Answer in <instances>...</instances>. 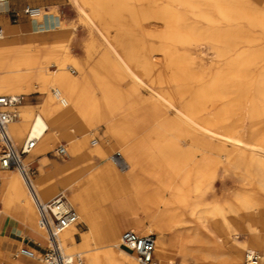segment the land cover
<instances>
[{
	"label": "bare ground",
	"instance_id": "1",
	"mask_svg": "<svg viewBox=\"0 0 264 264\" xmlns=\"http://www.w3.org/2000/svg\"><path fill=\"white\" fill-rule=\"evenodd\" d=\"M69 1L84 16L91 43L103 47L100 61L92 69V74L103 79L101 102L89 95L81 96L78 83L72 81L60 64L55 63L62 53L69 57L68 48L60 44L49 45L41 40L50 35L56 40L68 37L55 13L58 5L45 7V2L35 0L39 3L40 13L32 18L40 28L36 31L31 27L20 30L25 35L24 45L19 44V31H7L0 22L3 30L0 38V95L47 93L41 111L34 116L28 129L22 116L19 124L12 120L6 126L8 135L17 144L25 136L24 141L27 137H38L36 147L22 158L24 168L28 171L25 163L47 153L50 142L61 136L68 139L72 152L77 155L68 163H57V168L49 175L31 177L28 174L32 188L26 185L20 172H12L6 177L7 172L0 170V200L3 203L0 218L9 215V208L15 202L36 217L35 195L44 201L54 196L61 186L67 202L89 227L75 245L68 243L77 230L74 224L57 234L64 264H137L130 259L134 253L119 246L118 233L114 241L104 245L96 224L104 217L101 208L122 193L128 177L140 170V152L134 143L122 147L119 153L126 161L125 170L111 161L120 171H128L127 175H120L109 161L96 168L95 164L87 161L90 153L102 157L106 155V149L97 139H92L89 141L94 148L84 152L87 146L84 127L78 131L82 137L62 127L63 121H73L76 117L94 116L97 123L105 127L104 138L116 139L119 147L139 133L144 138H151L152 148L159 152H172L179 147L163 144L167 135L182 141L183 152H230L226 166L237 172L242 182L255 183L257 189L264 193V46L257 37L248 38L244 33L242 23L248 16L244 15L248 0ZM258 2L264 5V0ZM6 3H0L1 10ZM249 20L260 21L264 25V17L257 14ZM43 22L50 29L42 30ZM9 34H13V38ZM94 45L89 46V55ZM198 45L214 53L216 68H209L207 73L191 59V47ZM50 60L56 67L51 70L53 73L46 72ZM247 67L254 71L249 73ZM84 76H88V71ZM233 76L244 77L243 82L247 79L251 84L254 94L248 95L247 101L254 97L260 102V105L248 103L247 110L241 114V122L230 118L231 106L225 98L232 80L229 77ZM51 87L53 90L49 94ZM163 163L167 167L179 164L171 156ZM85 168L88 176H84ZM210 168V160L205 159L194 178V193H198V186L217 179ZM183 177L181 183L186 184L190 177L188 174ZM178 193L184 200L185 192ZM207 193L199 191L200 197L197 195L188 205L184 200L186 211L199 221H218L224 233L222 239L243 250L245 260L256 258L257 264H264V197L235 192L231 199L224 197L218 200L211 194L208 197ZM238 218L244 222L242 226L236 223ZM134 219L136 227L130 229L140 234H153V229L142 227L141 220L135 216ZM114 222L117 226L116 217ZM21 224L25 225L24 222ZM39 226L43 233L45 228L40 222ZM170 227L160 224L157 230L162 234V230ZM244 232L248 234L247 241L239 239ZM46 240L48 245L47 234ZM91 245L94 247L90 248ZM186 254L180 247L168 245V238L164 236H159L154 242V257L158 260L155 264H185ZM167 255L170 260H167ZM31 259L45 264L35 253ZM2 261L17 264L9 256H0V264Z\"/></svg>",
	"mask_w": 264,
	"mask_h": 264
},
{
	"label": "rangeland",
	"instance_id": "2",
	"mask_svg": "<svg viewBox=\"0 0 264 264\" xmlns=\"http://www.w3.org/2000/svg\"><path fill=\"white\" fill-rule=\"evenodd\" d=\"M39 1L46 2V0H39ZM248 1L249 2L244 12V15H248V16L245 17V19L243 20L244 22L242 23L244 27V33H246V37L248 38L257 37L261 45L264 46V25H261L260 21L259 22L258 21L251 22L250 20L248 21L249 17H255L256 14L260 16V18L264 17V5H261L258 2V0H248ZM25 2L26 0H23L21 2L16 3L15 5L13 3H8L7 8L5 10L0 9V14L4 13L5 11H10L12 8H14L15 10L17 9L18 6H20L21 3H25ZM257 3L259 5H255ZM48 4L58 5L56 9L57 11L55 13L58 15L57 18L59 19V23L62 24V26L64 27L63 30L68 36L66 39L56 40L54 44L56 45L60 44L63 48L66 49L68 48L69 57H67L62 53L57 57L56 59L57 62L55 63L60 64V66L67 71L72 81H76L78 83L77 87L79 89V93L81 96L89 95L92 96L94 99L100 101L103 95V89H102L104 87L102 81L103 79L92 74V71L95 69L94 68L95 65H97L98 62L100 61V52L103 47L100 44L94 45V43H91L92 39L89 34V29L84 23V16H82L79 13V10L76 5L72 4L69 0H56L54 2H48ZM124 12L126 13L127 11ZM31 33L33 35L34 32ZM41 35L44 36L45 34L41 33ZM23 36L25 35L23 34ZM90 45H94L93 48L94 50L89 55L88 49L91 47ZM72 50L78 52L79 54L72 55L71 53ZM190 55L193 63L197 66H200L204 70V72L207 73L208 70H210L209 68H216V65H214L215 57L213 50H210L209 48L201 45L192 46ZM48 64L49 65H47L46 67V72L53 73L51 72V70H53V68L54 70L56 69L54 63L51 61ZM246 70H249L248 71L249 73L254 71L253 68L250 67H247ZM87 71H88V76H84V74ZM229 80H231V84L229 88H227V91L225 93V98L226 101H228V104L231 106L230 118H232V120L241 122L242 120L241 114L247 110L248 103L253 102L255 105L258 104L260 105V102H258L254 97L251 98V100L247 101L248 98L247 96L248 95L252 96L254 94L252 90L253 88H251V84L247 82V79L245 83L243 82L244 77L234 78L233 76V77H229ZM52 90L53 89L51 87V89L48 91L49 94L52 93ZM143 92L146 93L145 91ZM46 95L47 93H42V92L39 93L35 92L27 95L22 94L21 96L23 101L17 108L18 117L17 119L13 120V122L19 124L21 122L19 120L20 116H22L23 118H25L24 120L26 124V129H28L32 123L34 116L41 111L42 102L45 100ZM39 100L40 102H38ZM96 111L97 109L95 110V113ZM97 121L98 120H96L94 116L84 119H82L81 117H76L74 118L73 121L70 119L63 121L62 127L65 129V131L66 130L74 131L75 133L77 132V134L81 136L82 133L78 131L83 126L84 129L86 130L84 134H86L87 136V146L84 147V152H88L92 148H94V145H92L89 140L97 139L98 142L107 151L106 155L102 156L103 159H106L110 163L112 162L111 160H109L110 158L109 156L113 152L117 150L120 151L122 147L126 148V144L134 143L137 146V152H140L138 157L142 158L141 159L142 166L140 170H137L135 172V175L140 173L143 176H148V179H150L149 181H151L152 186H155V188H158L159 190H166L170 192L173 196H175L172 199H167L166 201H164L163 210L161 212L158 211L154 217L156 220H161V219L163 220V223L158 222L159 224L172 227L166 230L169 231L168 245H171V247L172 246L176 247L175 239L172 238V236L170 237L174 226L180 223L177 221L176 218L190 217L196 220L194 215L192 214L190 215V213L186 211V203L184 202V200L187 201V205H188L190 201H192L193 199H195V197H197L199 191L201 190L208 191L207 193L208 197H210L211 194L214 195V197L217 198L218 200H222L224 197L231 199V197L235 194V192H243L245 194L249 193L253 197H257V198L260 196L264 197V193L260 192L257 189L255 183L242 182L241 179L237 176L236 174L237 172L235 173L234 170L231 169V167L226 166L229 156L231 155L230 152H183L184 145L182 141L176 138L174 139L173 136H169V135L163 138L162 143L168 145L173 144L172 146L175 145V147L178 146L179 147L177 149L175 148L172 152H159L158 149L155 150L152 148L153 140L151 138H144L139 133L132 135L124 145L119 147V145L115 142L116 139L110 138L111 140H107L104 138L105 130L103 131L100 137L101 139L98 138L97 129L104 126L99 125ZM25 137H23L22 141H20L18 144L13 141V143L16 145L17 148L21 144H23ZM0 144L2 146V143ZM36 145L37 144H35L33 148H35ZM58 145L64 146L67 157L64 156V158H57V155H55L54 152ZM1 146L0 148L2 149ZM45 155H48L51 158H57L59 161H62V162L53 161L54 168L51 171L47 172L48 175L51 174V172L55 171V169L57 168V163L65 164L73 160L75 157H77V155L75 156V153L72 152L71 147L69 146L68 139H66L63 136L54 139L53 141L50 142L48 146V152L45 153ZM90 155H93V153L91 152ZM170 156L174 159H177V162H179V164L171 167L165 166L163 161H165V158ZM85 159H87V157H85ZM205 159L210 160V167H211L210 169L213 171L214 175H216L217 179L215 181L213 179H210L208 181L209 183L208 182L203 183L202 186H198L197 188L198 191L196 190L198 193H194L195 192L193 191V188L195 186L194 178L197 176L200 169V165ZM87 161H91V157H89V160ZM25 164H26L25 167H28V174L31 177H36L37 175H47L46 173L43 172L42 167H39L40 174L35 173L33 169V166H35L33 159L28 160ZM113 166L120 175H127L128 171L122 172L118 168H116L114 164ZM125 169L126 168L122 170ZM14 172L17 171L14 170ZM83 172H84V176H88L89 173L87 169L86 171ZM186 174H188L190 178L186 184H182L181 179L184 178L183 176ZM130 178L131 177H128V179L126 180L125 187L121 191L122 193H119L118 196H114L107 204V209L110 212L113 211L114 214L118 215L121 218H125V217L129 218L134 216L138 217L137 215L139 213L142 214L148 213L152 211L153 207L156 206L155 202L157 201V198L154 197L153 199H151L150 197H148L149 194L146 192L148 190L146 186L142 184L132 185L129 183ZM209 187L211 188L209 189ZM62 188L63 187L59 186L56 192L59 193V191H61ZM179 191L185 192L186 196L184 200L178 193ZM48 199L50 198H46L44 199V201ZM224 208L225 210H227L226 205L224 206ZM36 211L37 210L35 208L34 213L36 217L39 219L38 212ZM101 211L102 213L104 212V207L101 208ZM82 222H84L85 226L82 224ZM201 222L208 223L204 221ZM216 222L218 223V221ZM74 225L77 230H75L74 232L73 240L72 241L68 240V243L70 245H75L74 244L75 242H80L82 240L83 231L89 230L87 222L83 220L82 217L80 218L78 217V223ZM148 226L151 229H153L154 232H158L157 230L158 225L149 224ZM145 228L148 229V227ZM122 230L118 233L119 235L121 234ZM101 232L103 233L106 232L105 227L101 229ZM244 233L245 234L239 236V239L247 241L249 238L248 234L246 232ZM42 234L46 237L45 231H43ZM142 234H146V233H142ZM26 236L27 234H25V237ZM217 239L222 245L226 246V248L234 252L233 255L235 260L239 262H243L241 264H246L245 262L246 260L243 256L244 253L243 250L235 248L234 246L230 245V241L229 240L225 241L224 239H222V236H217ZM112 240L113 241L115 240V235H113ZM31 241H33L36 244V240H31ZM109 242L110 241L104 242L105 243L104 245H106ZM22 246L23 245L21 244V242L18 243L15 251L9 254V257L13 262H17V260L15 259L17 258L16 254L19 252V249ZM46 247H47V243L45 244L44 248ZM92 247L94 246L91 245L90 248ZM30 250H34V249H30ZM33 252L35 253L36 257L42 256V254H40L39 252H35V251ZM238 254L241 255L240 258L238 257ZM134 255L131 254L130 259L137 264H142L136 260ZM37 264L40 263L37 262ZM185 264H187V261L185 262Z\"/></svg>",
	"mask_w": 264,
	"mask_h": 264
},
{
	"label": "crops",
	"instance_id": "3",
	"mask_svg": "<svg viewBox=\"0 0 264 264\" xmlns=\"http://www.w3.org/2000/svg\"><path fill=\"white\" fill-rule=\"evenodd\" d=\"M21 1L23 0H16V1L8 2V3H13L15 5L16 3L21 2ZM54 1L56 0H46L45 3L47 5L45 4L44 6L49 7L48 2H54ZM8 3H6L3 10L7 8ZM25 3L39 5V3H36L35 0H26ZM25 3H21L20 6L17 7V9H20ZM11 10H14V8H12ZM10 11H5L4 13L0 14V22L3 23L7 31H13V30L17 32L19 31L18 41L20 44L24 45L26 44V41L23 36V33L20 30L25 29V28H30V27L32 30H35V29L38 30L40 26H37L36 22L34 23L33 21L34 18H31L23 14L19 16L16 22H12L10 20V13H9ZM47 27H48V24L43 22V27L41 28H44V29L42 30H46ZM48 29L50 28L48 27ZM13 36H14L13 34H9L10 38H13ZM41 40L46 41L49 45H53L56 41L55 37L52 35L44 36L43 38H41ZM71 53L72 55L79 54L78 52H75L74 50H72ZM38 102H40V100ZM38 102H35V103H38ZM103 131H104V127H100L99 129H97L99 139H101L100 137ZM54 154L57 155V158H64V156L67 157L66 153L65 155H59L55 151ZM90 157H91V162L93 163V165L95 164L94 166L96 168L103 166L107 161L106 159H103V157L96 155V154L90 155ZM57 158H51L45 154L35 157L33 159V162L35 163V166H33L35 173L40 174L39 167H42L43 172L47 174V172L51 171L54 168L53 161H59ZM59 162H62V161H59ZM0 170H2L3 172H7L5 173L6 177H8L9 174L11 175V173L14 172V169H8V170L0 169ZM84 171H86V169H84ZM149 180L150 179H148V176H143L140 173H138L137 175H134L133 177L129 179V183L132 185L142 184L146 186V188L148 189L146 192L149 194L148 197H150L151 199H153L154 197L157 198V201L155 202L156 206L152 208V211L148 213H144V214L139 213L137 215L138 216L137 218L141 220L142 227L144 228L147 227L149 224L159 226L160 225L159 223H163L162 219L156 220L154 218L155 214H157L158 211L161 212L163 210L164 201L175 197L166 190H159L158 188H155V186H152V183ZM1 188H2V185H1V180H0V189ZM1 194L2 193L0 191V196ZM1 202L2 201L0 200V204H1L0 209L3 207V203ZM27 210L28 209L22 206L20 203L15 202L9 208V215H11L12 217L9 215L1 216L0 218V223H1L0 224V256L1 257L5 258L9 256L10 253L15 251L17 244L20 242L24 247L26 246V248L28 249H34L32 251L39 252L40 254L44 253V249H46L44 248V246L47 243L46 237L41 232L42 228H40L39 226L38 218L31 215ZM103 215H104L103 219H100L96 224V229H98L97 230L98 234L103 242L111 241L113 238V235H116V233H119L122 229H123L122 230L123 232L130 228L135 229L136 227V222H135L134 217L121 218L118 215H115L113 211L110 212L107 209V205L106 207H104ZM115 217L117 221V226L114 222ZM176 219L180 223L174 226L173 231H172V237L176 241V247L178 249L180 247L182 250H185V252L187 253L185 255L187 259V264H241L243 263V262H239L235 260L234 255H233L234 252L226 248V246L222 245L218 241L217 236H222L224 233L216 221H209L208 223H203L199 220H195L190 217L188 218L179 217ZM235 221L237 224L239 223L240 226L244 224L242 220L241 221L235 220ZM21 222H24L25 225L23 226ZM82 224L85 226L84 222H82ZM104 227L106 229V232L103 233L101 232V229ZM25 234H27L26 237H25ZM152 235L154 236V242H155V240L159 236H164L165 239H167L169 237V231L162 230V234H160L159 232H153ZM31 240H36V244ZM122 249L133 253L132 251H129L125 248H122ZM16 256L17 258L15 259L17 260V264H36L38 262L36 259H31L30 257L24 256L19 253H17ZM166 258L167 260H170L169 255H167ZM175 259L176 261H178V258H175ZM154 260H155V263H158V260L155 257H154ZM1 264H7V263L2 262Z\"/></svg>",
	"mask_w": 264,
	"mask_h": 264
},
{
	"label": "built area",
	"instance_id": "4",
	"mask_svg": "<svg viewBox=\"0 0 264 264\" xmlns=\"http://www.w3.org/2000/svg\"><path fill=\"white\" fill-rule=\"evenodd\" d=\"M11 1L16 0H0V3ZM9 13L10 20L16 22L21 14L31 18L37 16L40 13V6L25 3L20 9L11 10ZM2 33V26L0 25V38ZM20 101H23L21 96L0 95V140L2 141L0 169H14L20 172L26 185L32 188L28 171L22 164V158L35 146L38 137H27L24 143L17 148L6 131L8 123L17 119L16 107ZM55 151L59 155H65L66 153L63 145H59ZM109 157L118 168L124 169L127 166L119 150L113 152ZM34 202L39 222L45 228L48 236V245L41 256L42 261L45 264H64L56 237L62 229L78 222V214L74 207L67 202L64 192L61 191L46 201H41L35 195ZM119 246L132 251L138 262L142 264H155L154 236L152 234H140L135 230L127 229L119 237ZM18 253L30 258L34 256L33 251L26 248V246H22ZM245 262L246 264H257V259L250 258Z\"/></svg>",
	"mask_w": 264,
	"mask_h": 264
}]
</instances>
